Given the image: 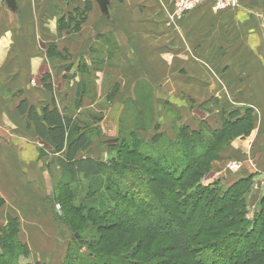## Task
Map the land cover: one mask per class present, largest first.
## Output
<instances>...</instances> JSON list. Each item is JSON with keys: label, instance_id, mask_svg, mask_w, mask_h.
Listing matches in <instances>:
<instances>
[{"label": "crops", "instance_id": "1", "mask_svg": "<svg viewBox=\"0 0 264 264\" xmlns=\"http://www.w3.org/2000/svg\"><path fill=\"white\" fill-rule=\"evenodd\" d=\"M59 1L67 7L73 3L71 0H0V229L6 228L8 219L13 217L21 221V228L27 224V232L36 234L45 230L46 227L38 218L39 213L45 212L47 207V214L53 213L54 207L49 209L51 207L47 205V199L53 194V178L44 161L56 158L59 162L66 156L65 152L53 154L49 142L37 135L34 123L19 111L18 106L22 101H26L29 107L36 108L41 116L47 107H56L60 114L70 115L73 120H77L82 107L88 103L87 95L95 88L92 78H87L86 74L90 77L93 75V79L100 84L101 80L107 78L104 72L117 75V79L112 80L115 85L107 89L108 93H112L119 85L122 86V91L118 92L117 97L124 94L128 97L127 101H137L134 86L133 90L125 86L127 78L123 73H127L126 58L121 60V68H116L117 65L114 67L117 73L112 66H105L104 72L96 71L100 68V63L91 60L89 56L96 52L92 49L95 42L98 50L97 40L87 37L68 42L69 37L57 24L56 6ZM117 1L108 0L107 20L112 15L110 4L116 2L114 10L117 3L121 2L119 7L125 11L133 2L135 7L130 13L137 18L133 24L136 32L145 31L142 37L146 38L153 34V41L148 39L145 46L155 47V54L150 55L149 59L158 64L157 75H141L135 83H150L152 87L160 88V93L163 91L168 98L164 102L166 107H175L180 103L184 110V107H188L186 100L190 97L192 109L203 107L209 100L221 99L224 107L230 110L247 107L253 109L255 114L261 111L264 113L263 90H253L264 86V0H258L260 7L257 9L241 3L238 10L218 13L212 12L209 4H203L186 14L182 20H175L173 17L170 0ZM92 5L94 10L89 12L90 18L98 6L94 0ZM73 8L80 9V6ZM233 21L237 25L238 34L232 38L223 36L225 31L222 33V30ZM200 27L202 34L198 30ZM99 34L111 40L114 33L106 29ZM88 40L90 43L86 49ZM240 41L243 47H237ZM117 47L124 55L123 43L118 42ZM54 50L68 58L51 60L48 53ZM103 52L108 55L105 58L108 62L111 52L108 48ZM239 55L240 58H250L245 63L238 60ZM219 58L224 60H218ZM216 74L220 75V79H214ZM45 76L51 78L48 84L51 83L52 90L45 87ZM99 84L98 92L101 93L98 96H102ZM208 92L210 96L207 97ZM93 97L96 99L95 94ZM141 98L145 97L139 98L142 103ZM123 103L124 101L115 102L112 108L121 113L125 107ZM202 121H207V118ZM213 125H216L215 122ZM261 128L260 125L259 130ZM91 130L97 134L93 136L89 150L82 152L80 156L101 161L89 155L95 142L103 138L101 128L96 123H91L89 128L81 131L88 133ZM261 130L264 136V128ZM161 133L164 134V131ZM116 143L117 140L109 142L110 145ZM59 164L61 165L60 162ZM60 177L58 183L63 179L62 174ZM84 185L87 187L88 183ZM24 186L30 187V192L33 193H26ZM35 193L36 198H33ZM256 197L260 198L258 195ZM35 199L38 201L35 202ZM50 226L56 227L54 223ZM32 241L33 239L28 240L29 247Z\"/></svg>", "mask_w": 264, "mask_h": 264}, {"label": "trees", "instance_id": "2", "mask_svg": "<svg viewBox=\"0 0 264 264\" xmlns=\"http://www.w3.org/2000/svg\"><path fill=\"white\" fill-rule=\"evenodd\" d=\"M92 2H86L85 10H75L81 13L80 20L93 10ZM50 79L45 76L43 82L48 90H52ZM142 100L144 105L148 102V98ZM18 107L34 123L37 135L49 142L53 154L66 153L59 160L63 179L58 190L78 186L82 180L88 183L78 214L86 210L92 218L116 223L101 241L85 245L86 255L80 254L81 248L76 252L71 249L66 264H130L129 258L136 264H264V196L257 214L247 219L246 196L253 177L239 179L228 189L219 182L205 185L201 180L210 174L207 169L218 161L219 150L230 144L229 140L251 131L253 109L233 108L218 130L206 122L199 130L181 126L176 139L162 149L155 148L163 133L155 135L143 149L144 138L133 130L129 138L108 146L109 151L118 152L107 164L80 156L91 147L95 131L82 133L77 120L60 114L56 107H47L42 116L26 101ZM233 127L241 132L234 133ZM225 137L228 140L222 141ZM174 150L180 158L169 156ZM123 156L141 161L130 165L122 161ZM128 176L130 185L125 182ZM165 197L167 203L162 202ZM60 199L62 194L56 200ZM64 210L65 206L61 219L69 226ZM8 222L1 231L0 257L7 264H18L29 250L16 237L19 221L10 217ZM74 233L78 234L75 241L82 242L83 234ZM123 242L137 246L133 256L123 251Z\"/></svg>", "mask_w": 264, "mask_h": 264}, {"label": "rangeland", "instance_id": "3", "mask_svg": "<svg viewBox=\"0 0 264 264\" xmlns=\"http://www.w3.org/2000/svg\"><path fill=\"white\" fill-rule=\"evenodd\" d=\"M87 1L89 0H71V3L73 2L72 5H68L71 8L63 6L61 1H59L58 6H56L58 12V27L65 33V35L69 37L67 39L68 42L76 41L79 38L85 39L87 37H89V39L92 38L97 40L98 45H96L98 46V50L95 48V42L92 49H94L96 52H94L95 54L91 53L89 56L91 60H95V62L100 63V68L96 71L104 72L105 66L108 68L112 66V69L114 70H116V68H121V60L126 58L127 73H123V75H126L127 78L125 86L130 90L134 86L133 89L136 92L135 98L137 99L136 103H134L131 101H127V95L120 94V96L117 97L118 92L120 93V90L122 91V86L119 87V85L114 88V91L112 93H108L107 89L115 85L112 83V80L117 79V75L113 74L112 72H104L107 78L101 80L100 84L93 79V75H91L90 77L88 73L86 74L87 78H92V84L95 88L87 95L89 104L87 103L82 107V112L77 117V120L80 129L82 128L81 130L83 131L85 130V128H89L91 123H96L98 127L101 128L100 132L102 133L101 136H103L102 140L95 142L94 147L89 154L90 156L92 155L103 162L107 161V164L110 163L109 160L115 157V153L118 152V150L116 152L109 151V142L111 140H117V142L123 141L124 139L129 138L133 130L138 132L139 135L144 138L145 142L143 145V149L148 148V143L153 140V137L155 135H159V133L164 131L165 136H163L162 140L155 148L162 149V145L166 144L168 141H174L173 139L176 138L179 132V125L187 126L193 130H199L201 124L206 122L207 124H210L209 127L211 129H220L224 117L227 116L230 111V109L224 107L223 100L212 99L207 101V104L203 107L192 109L190 106L191 102L189 97L188 100H186V102L188 103V107H184V110H182L180 103H177V106L175 105V107H166V104L164 102L165 100L167 101L168 98L165 97L163 91L162 93H160V88H157V86L152 87L153 85H151L150 83L149 85L152 88L149 87V85H145L144 82H141L143 84H141L140 82L135 83L136 81H138L137 78L141 75L145 76L146 74H148L151 76H156L158 64H156V62H152L149 59L150 55L155 54V47L145 46V44H147L148 42V39H150V41H153V34L149 35L148 38L142 37V33L144 34L146 32H136V28L133 25L135 24V20L137 19L135 14L130 13L133 12L134 9L132 8L135 7L133 2H131V5L127 7L125 11L119 7L121 2L117 3V7H115V9L113 10V5L118 2L117 0H115V3L113 2V4H110L112 15L110 16L109 20L106 19V15L100 12L98 6L96 7L95 13H91V18L90 14L87 13L86 19L80 20L81 13H77L75 11L76 8L74 9L73 6H80L81 10H85L86 6L84 7V5H86ZM240 1V5L241 3H243L248 5V7H252L254 9L260 7L258 6V0ZM238 9L239 7L229 8L228 10H231V12H233L234 10ZM228 10H226V12ZM129 13L130 15L128 16L127 14ZM248 14H251V12H248ZM93 28L94 30L92 31ZM106 29H109L110 31H112V33H114L113 37H111V40H108V38H105L104 36H101L99 34L101 33V30ZM198 30H201V27ZM223 32V36L227 35L230 38L236 37V34H238L237 25L233 21L232 24L229 25V27H225L222 30V33ZM200 33L202 34V30L200 31ZM208 35H210V33ZM118 42L123 43L125 49L124 55L121 51H119L117 47ZM89 43L90 40H88L85 45L86 49H88L87 46L89 45ZM221 43H224V40H221ZM218 44L222 45L220 43ZM237 47H243L242 41L238 42ZM105 48H108L111 52V58L108 60V62L105 61V58L108 55L103 52ZM48 54L51 60H55V58L59 59V57H61L63 60H66L68 58L67 55H59L60 53L57 54L56 50L52 52L50 51ZM240 56L241 55H239L238 60H241L245 63L250 58L249 56L240 58ZM218 60H224V58H219ZM213 61L215 62L216 59H213ZM116 65L117 67L114 68ZM216 78L220 79V75H214L215 80ZM98 84L101 86L100 88L102 90V96H98V94L101 93L98 92ZM261 89L264 93V86H259L257 88H254L253 90L260 91ZM94 94L96 95V99L93 97ZM204 96H206V94H204ZM208 96H210V92H208L207 97ZM140 97H145V99L148 98V102H146V104L144 105L143 103H141L139 99ZM118 101H124L123 104L125 105V107L121 113L112 108L114 103ZM263 115L264 113L262 111L260 113H256L253 117V128L251 129V131L246 136H234L232 140H229L230 144L224 145L222 149L219 150V153L217 154L219 155L218 161H213L210 167L207 169L208 171H210V174H207L203 179H201L202 183H204L205 185L219 182L221 183L220 186L223 189H228L229 185L234 183L235 181L252 176L253 186L246 196L248 210L247 219L249 220L253 218L255 214H257V206L261 205V202L263 200L262 198L264 196V136L263 130H261L262 128H264V125H262V123L264 122ZM206 118L207 121H202V119ZM234 119H236V117H234ZM214 122L216 125H213ZM260 125L262 128L259 130ZM213 126L215 128H213ZM233 128H236L234 129V133L241 132V128ZM242 132H244V129L242 130ZM225 140L228 139H226V137L222 139V141ZM145 143L147 145H145ZM171 155L174 159L180 158L179 152L176 150L171 152L169 156ZM223 156L226 158H223ZM223 159H225V161ZM222 160L223 162L219 163ZM122 161H125L126 163H129L131 165L134 163H138L141 160L123 156ZM44 164L47 165V168L51 173V178H53V194L50 199H47V205L51 207L49 209H53L54 207L53 213L50 212V214H47V212L49 211L48 207L46 211L42 213H39V211L36 209V211L39 213V220L42 221L44 226L46 227L45 230L38 231L36 234L34 232H27V224L25 226H22L21 228V221L15 218L20 223L19 233L16 235V237L18 238V241L22 245H25V247H27V250H29L28 256H23L18 259V264H66V259L70 257L71 249H74V251L76 252V250L79 251L81 248L80 254L82 255L83 253L84 255H86L88 253V247H86L85 245L87 244L92 246L94 243L101 241L106 236L105 232L109 230L108 228L113 227L116 224L112 219L107 218V220H102L99 218H92L89 216L86 210H83V213L78 214L77 210L83 209L81 204L84 200V197L88 193L86 191V186L84 185V183L86 182L82 180L81 184L78 186L73 185L71 187H64V189L59 191L58 181L61 178V174H63L62 165L59 164L56 158H48L46 161H44ZM125 174L126 176L131 175V173ZM128 178L131 179V176H128L125 182L130 185V180H128ZM24 190L28 194L33 193L30 192V187L24 186ZM58 194H62V200H56L58 199ZM256 195H258L260 198L257 199ZM33 198H36V193ZM36 201H38V199H35V202ZM167 201L168 198L165 197L162 202L167 203ZM64 206L66 208V210H64L65 214L67 215L66 220L67 222L69 221V223L73 225V227L69 223L68 226L66 222L64 224L62 222L63 220L61 218ZM51 223H54L56 227L52 228L50 226ZM3 229L4 228L0 229V237L2 234L1 231ZM76 231H80L83 234V241L80 243L75 241V238L78 237V234L76 235L74 233ZM33 234L35 236H31ZM32 239L33 241L31 247H29L28 240ZM121 246L123 248V251L125 250L124 252H127L129 256L134 255L133 253L135 252V249L137 247L136 245L127 246V243L125 242H123ZM128 255L126 254V257H128ZM129 260L130 264L137 263L133 259L129 258ZM4 261L5 258L0 257V263L7 264Z\"/></svg>", "mask_w": 264, "mask_h": 264}, {"label": "built area", "instance_id": "4", "mask_svg": "<svg viewBox=\"0 0 264 264\" xmlns=\"http://www.w3.org/2000/svg\"><path fill=\"white\" fill-rule=\"evenodd\" d=\"M170 3L173 7L175 20H182L186 14L198 9L203 4H209L212 11L216 12L240 7V0H170Z\"/></svg>", "mask_w": 264, "mask_h": 264}, {"label": "water", "instance_id": "5", "mask_svg": "<svg viewBox=\"0 0 264 264\" xmlns=\"http://www.w3.org/2000/svg\"><path fill=\"white\" fill-rule=\"evenodd\" d=\"M96 4L99 6L100 11L104 15L109 14V5H108V0H94ZM116 142V141H115Z\"/></svg>", "mask_w": 264, "mask_h": 264}]
</instances>
